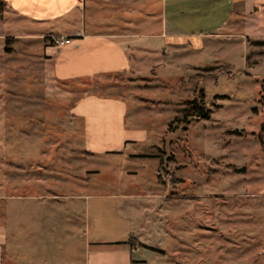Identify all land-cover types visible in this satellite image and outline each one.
I'll return each mask as SVG.
<instances>
[{"label":"rangeland","instance_id":"rangeland-1","mask_svg":"<svg viewBox=\"0 0 264 264\" xmlns=\"http://www.w3.org/2000/svg\"><path fill=\"white\" fill-rule=\"evenodd\" d=\"M190 8L198 13L184 15L181 32L199 45L169 50L146 80L125 73L59 82L45 40L18 38L20 27L41 30L0 0V264H85L98 246L91 243L142 230L148 187L150 218L162 230L141 233L157 264H264V0ZM89 95L124 103L127 127L148 131L150 144L136 148L151 159L85 153L73 108ZM194 102L209 119L193 116ZM56 194L67 196L56 202L72 210L69 230L53 201L42 202L45 211L16 198ZM124 216L128 227L116 221Z\"/></svg>","mask_w":264,"mask_h":264},{"label":"crops","instance_id":"crops-1","mask_svg":"<svg viewBox=\"0 0 264 264\" xmlns=\"http://www.w3.org/2000/svg\"><path fill=\"white\" fill-rule=\"evenodd\" d=\"M8 11L22 22L41 31L23 32L18 38L45 40V61L51 67V75L59 82L93 81L109 75L130 73L146 80L154 69L163 67L169 50L199 42L195 35L183 33L185 26L179 23L185 14H196L192 7L200 0H3ZM190 21V20H189ZM226 25L223 21L218 31ZM18 30V31H19ZM22 30V31H21ZM70 39L68 45L58 46L52 38ZM73 112L82 118L85 127L83 148L91 158H122L130 160L151 159L152 154L141 152L138 144H150L148 131H139L136 122L127 127L126 107L121 101L102 100L93 95L80 99ZM142 128V127H141ZM131 145L132 149L125 152ZM94 172H97L96 170ZM131 175H136L132 170ZM148 187V216L143 219L142 230L153 236L162 226L153 221L151 212L156 196ZM18 200L33 199L35 207L49 211L43 201H53L50 208H58L63 218V228H71V209L62 205L67 196L48 197L18 196ZM63 211V213H62ZM144 210H141L142 215ZM159 212V211H158ZM159 213H157L158 215ZM49 215V213H48ZM119 217V215H117ZM116 217V218H118ZM122 217L116 220L125 227L131 222ZM146 217V216H145ZM144 218V217H143ZM58 225H48L46 228ZM55 226V227H56ZM132 232L123 241L93 242V252H88L85 264H157V258L142 238V231ZM162 230V229H160ZM131 237L136 243H127ZM151 252V254H148Z\"/></svg>","mask_w":264,"mask_h":264},{"label":"trees","instance_id":"trees-1","mask_svg":"<svg viewBox=\"0 0 264 264\" xmlns=\"http://www.w3.org/2000/svg\"><path fill=\"white\" fill-rule=\"evenodd\" d=\"M190 108L193 112L194 117H198L200 119H209L210 110L205 108V106H203L202 104H198L197 102H194V103H192ZM260 143L263 145L262 140H260ZM129 242H130V240L127 243H129Z\"/></svg>","mask_w":264,"mask_h":264},{"label":"built area","instance_id":"built-area-1","mask_svg":"<svg viewBox=\"0 0 264 264\" xmlns=\"http://www.w3.org/2000/svg\"><path fill=\"white\" fill-rule=\"evenodd\" d=\"M52 41H53V43L55 45H58V46L68 45L71 42V40L70 39H67V38H65V39H58V38H55V37L52 38Z\"/></svg>","mask_w":264,"mask_h":264}]
</instances>
